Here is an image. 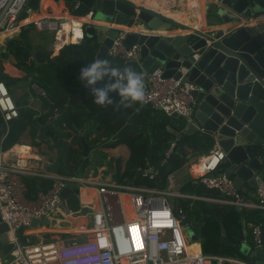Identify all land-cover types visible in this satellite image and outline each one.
Here are the masks:
<instances>
[{
    "label": "built area",
    "instance_id": "1",
    "mask_svg": "<svg viewBox=\"0 0 264 264\" xmlns=\"http://www.w3.org/2000/svg\"><path fill=\"white\" fill-rule=\"evenodd\" d=\"M25 3L26 0H0V34L17 31L27 23L39 32L44 28H56L58 22L44 17L33 16L28 21L20 19ZM254 18H264V11ZM78 29L80 39L83 33L81 27ZM128 31L123 27L118 29L106 50L107 56L124 61L137 58V45L123 43ZM144 82L145 103L165 114L188 117L193 104L191 91L197 86L193 81L182 79L181 75L163 77L156 68L145 76ZM0 115L6 129L7 120L17 115L16 105L1 80ZM15 146L13 143L3 148L0 139V220L6 224L7 240L12 243L3 264H247L244 257L202 252L201 246L187 237L182 211L169 201V196L187 194L170 189L169 173L162 186H155L128 182L125 178L115 182L100 180L91 174L78 176L36 170L24 161L29 147L20 152ZM173 147L174 140L165 148L162 161ZM222 157L223 152L215 143L207 153L197 156L192 163L203 164L194 181L221 195L209 198L264 210V179L260 173H253L255 201L243 202L237 196L232 177L224 171H214ZM25 174L46 177L50 183L34 197L24 198L21 176ZM147 174L149 178L155 175ZM74 183L95 188L98 205L88 213V224L65 236L56 233L47 240L40 238L18 243L16 227L24 228L33 219H43L58 206L63 189ZM260 226L254 224L251 227L253 246L258 245Z\"/></svg>",
    "mask_w": 264,
    "mask_h": 264
},
{
    "label": "water",
    "instance_id": "2",
    "mask_svg": "<svg viewBox=\"0 0 264 264\" xmlns=\"http://www.w3.org/2000/svg\"><path fill=\"white\" fill-rule=\"evenodd\" d=\"M38 1L26 0L22 13L36 9ZM256 4L264 7V0H207L204 3L207 25L233 21L236 24L203 32L130 0H65L70 16L87 15L92 19L79 22L83 39L96 34L99 40L93 61L97 58L107 59L106 50L120 28L94 21L127 25L135 15L145 31L131 30L125 34L123 43L137 45V58L125 60L123 66L131 64L144 78L158 68L163 77L177 78L181 75L182 79L197 85L191 91L193 104L188 117H181L179 128L170 130L174 135V147L165 163L159 168L150 166L136 172L154 173L157 185H162L174 165L176 155L180 156V163L189 159V154L182 149L179 141L197 132L209 135L212 144L215 143L222 150L220 162L223 171L232 177L238 197H246L242 196L240 187L244 182L253 185V173H260L264 179V18H254L262 12L255 10ZM62 20L69 19L65 17ZM239 20L242 23H237ZM176 27L189 30L170 32ZM29 52L37 63L35 49L31 48ZM82 88H86L84 82ZM75 98L80 99L78 93H68L65 103L56 113ZM171 115L178 117L176 113ZM49 124H53V119L38 128V139L49 138L43 134ZM91 149L92 146L82 142V165L88 162ZM125 161L126 157L121 155L113 157L112 170L104 178L118 181ZM237 225L240 241L234 242L225 237L220 222L221 241L242 254L247 264H264V221L260 226L257 246L242 239L240 222ZM6 227L0 220V256L12 247L7 240ZM183 228L189 239L198 238L199 233H195L190 224H184ZM21 230V226L15 229L18 243L25 241ZM57 234L61 235V232Z\"/></svg>",
    "mask_w": 264,
    "mask_h": 264
},
{
    "label": "trees",
    "instance_id": "3",
    "mask_svg": "<svg viewBox=\"0 0 264 264\" xmlns=\"http://www.w3.org/2000/svg\"><path fill=\"white\" fill-rule=\"evenodd\" d=\"M98 44L99 40L96 34H93L77 43H64L53 55H49L47 50L40 48L37 54L39 60L37 65H34L29 57L27 48L14 47L13 51L19 68L23 69L26 75L31 76V79L45 91L43 101L46 112L36 116L35 110L26 106L25 101V103H19V100L14 98L17 115L7 120L8 128L4 134L3 120L0 115L1 146L5 148L16 142L26 125L31 126L29 134L33 136L37 125L44 124L53 117L54 124L47 126L45 132L56 148L55 166L59 172L73 174L77 172L81 159L73 144L80 145V141L75 138L71 139L68 134L72 129L84 126L88 122L86 134H92L90 137L92 146L112 147L119 143L127 144L129 151L121 178H132L136 184L149 185L152 182L147 180V173L135 174V172L137 169L149 166L159 168L165 163L161 161V158L172 135L165 128L167 122L160 117L168 115L162 114L160 110L151 107L148 103H145L146 109L142 114L134 111L137 104L131 108L114 110L112 105L101 107L93 103L94 98L90 90L87 87L82 89L83 81L79 80L78 76L80 68L93 61ZM10 48L12 50V47ZM106 60L112 66L123 67L124 60L119 57L107 56ZM0 80L7 87L9 94L13 95L19 78L5 73L0 68ZM68 93H78L80 99L76 103L72 102L65 106L57 115H54V112L65 103ZM110 95L114 100L119 99L116 93ZM152 109L153 112H151ZM158 112L162 114L160 117H158ZM176 122L178 125L174 127L179 128L182 118L178 116ZM148 134H151V140ZM179 143L189 157H194L205 154L211 147L212 140L207 134L195 132L183 137ZM178 166L179 162L176 157L171 170ZM219 166L221 167V162L218 163L217 167ZM26 184L30 189L34 182L27 181ZM153 184L154 182L151 185ZM188 189L194 194L204 191L200 188L191 189L189 187ZM204 193L210 192L204 191ZM208 196L221 195L218 193V195L209 194ZM25 197L28 198L27 193ZM176 202L175 206L180 207L184 222H189L190 219L196 220L198 230L201 232V244L205 240L221 242L220 222L225 230V237L237 242L239 235L237 223L241 217L251 222L252 225H261L264 221V210L259 208L236 209L234 204L192 198H176Z\"/></svg>",
    "mask_w": 264,
    "mask_h": 264
},
{
    "label": "crops",
    "instance_id": "4",
    "mask_svg": "<svg viewBox=\"0 0 264 264\" xmlns=\"http://www.w3.org/2000/svg\"><path fill=\"white\" fill-rule=\"evenodd\" d=\"M130 1H133L134 3H137L138 5H141L143 7L152 9L179 24L193 26L203 32L209 29H216L221 26H231V25L236 24V22L233 21L229 23L228 22L222 23L221 25H214V24L207 25L205 23V11H204V3L207 0H130ZM68 11L69 10L66 9V6H65V0H39L36 9L29 10L26 13H22L21 11V13L19 14V18L28 21L33 16H40V17H44L47 20H51V21L55 20L56 22H58L55 29H45L44 28L42 31L39 32L33 29L31 23H27V25L21 26L17 31L9 32V33L5 31L2 34H0V68L5 73L19 78V81L17 82L18 86L14 88L13 95H11V97L13 100L14 98L19 100V103H22L25 101L27 103L26 106L35 110L36 116H38L39 114L43 115L46 112V107L44 106V101H43V97L45 96V91L35 81L31 79V76L26 75L25 71L19 68V66L17 65V57L13 49L15 46L16 47L21 46V47L27 48L28 51L31 48L35 49V56L37 59V54L40 48L47 50L49 52V55H53L57 53L58 49L64 43H67V42L77 43L80 40H82L83 37L78 39L77 36L75 37L76 39L73 40L74 38V37L72 38L73 31H70V28L72 25L71 21L73 20L91 21L92 19L88 17L87 15H81L75 18V17L70 16ZM65 17L68 18L69 20L68 21L62 20V18H65ZM59 22H62V24L60 25ZM68 22H70V26ZM94 22L108 25V26L123 27V28L128 29L129 31L131 30L145 31L142 25L137 21L135 15L134 17H132V19L129 20V23L127 25L117 26L116 24L112 22L108 23V22H102V21H96V20ZM237 23H242V22L239 20V22ZM63 25L65 29L63 28ZM188 30H189L188 28L176 27L172 29L170 32L177 33V32H186ZM97 35H98V38L100 39L101 34L98 32ZM10 47H12V50ZM29 57L33 61L34 65H37L39 63L38 59H37L38 61L37 63L34 62V60L31 57L30 52H29ZM77 100L79 99L75 98L73 99L72 102L76 103ZM145 105H146L145 103L143 105H140L137 103L135 109L136 108L140 109L139 114H142L143 112H145V109H146ZM57 110L54 112V115H57L56 113ZM151 112H153V109L151 110ZM161 113L169 116V117L168 116L160 117V115L162 114L158 112V117H160L162 120L167 122L165 124V128L171 133L170 130L172 128H176L174 127L175 125L176 126L178 125V122H176L177 117L172 116L171 114H165L162 111ZM51 119H53V117L49 118L44 124L49 123ZM44 124H39L36 126L35 131H33V134H34L33 136L29 134L31 130L30 129L31 126L26 125L23 132L18 137L17 141L14 142V144L24 145L26 147H29V153L27 151V155L25 156V159H24V161L27 162V166L34 168L36 170L47 169V170L59 172L55 166V159H56V153H57L56 148L52 144V139L45 132V128L49 125H53L54 123L47 125L43 130V134L48 136L49 138L45 139L42 137L38 139V128L40 126H43ZM127 124H129V122ZM87 125H88V122H86L84 126H79V128L72 129L71 133L68 134L71 139L75 138L80 141V145L73 144V146L75 147L76 151L79 153L80 158H81L77 172L73 174L78 175V176H84L87 174H91L100 180H106L104 176L112 170V167L110 169H107V166H105L103 160L102 162H100L98 166V168L101 170L107 169L106 172L103 174V176H101L102 174L99 172V169L98 171H96L97 173H91L93 172L92 171L93 165H91L89 160L86 164L82 165L83 163L82 142L87 143L88 145L92 146L90 142V139H91L90 137L92 134H86ZM6 130L7 129L4 127V123H3V134L6 132ZM171 135H172V139H171L172 141L174 140V135L172 133ZM148 137H150L149 140H151V134H148ZM97 147H99L101 151L107 154L106 159H110L111 162H112L113 157H115L116 155H121L127 158L128 151H129L128 146L125 143H119L112 147L101 146V145L100 146L97 145ZM197 156L189 157V159H187L183 163L179 162V157H180L179 155L175 156V158L176 157L178 158L179 166L169 172L168 176L171 179L169 183L170 189L180 192V193H185L187 195L169 196V201H171L174 205L177 204L176 198H192V199H202V200H207V201L220 202L218 199L209 198V197H214V196H208L209 194L218 195V192L215 189H208V188L204 189L205 187L202 184L194 181L195 174L197 171L193 172L194 167L192 166L194 163H192V161H194ZM19 157H21V155H19ZM162 159H163V156L161 158V161ZM221 167H223L222 164H221ZM221 167L219 166V168ZM146 168H143V170ZM219 168L217 167L216 169H214V171H218ZM140 173H143V172H140ZM140 173L135 172V174H140ZM145 173H148V172H145ZM63 174H67V173H63ZM67 175H71V174H67ZM121 179L123 178H121L120 176L119 180ZM125 180L128 182L134 183L132 178L130 179L125 178ZM147 180L151 181L152 183L154 182L153 185L155 186H162L164 184L163 182L162 185H157L156 175H154L153 178H149L147 176ZM27 181L34 182L33 187H31L30 189L28 187V184H26ZM21 183L23 187V189L21 190V195L24 198H26L25 193H27L28 198H32L36 195L38 190L47 188L50 183V180L46 177H41V176L34 175V174H25L21 176ZM189 187L191 189L200 188L210 193L206 194L204 193V191H199L194 194V192H190L191 190L188 189ZM240 190H241L242 196H246L245 198L239 197L241 200H243V202L255 201L253 185H249L248 183L244 182L241 184ZM200 196H203V197H200ZM222 203H225V202H222ZM96 205H98L97 195H96L95 188L93 186L86 187L81 184H75V183L68 184L63 190V196L58 206L52 209L43 219H40V220L33 219L27 227L22 228L21 233L23 234L25 241H34L40 238L49 239V237H51L53 234H56L58 232H61V234L66 235L72 231H76L86 226L88 224L87 223L88 213ZM235 205H237V207H235L236 209H240L242 207L255 208V207L247 206L245 204H234V206ZM212 215L215 216L214 213H212ZM183 219H182V222L184 224L186 223L190 224L194 232L199 233L198 238L194 240L199 244V246H201L202 252L244 257L236 249L232 248L231 246H229L228 244L222 241L214 242L212 240H205L201 244L200 242L201 232L198 230L196 220L190 219L188 220L189 222H184ZM239 222H240V227H241V232H242V239L245 242H249L252 244V241H251L252 240V234H251L252 224L251 222L246 221L243 217L239 219ZM58 226H61V227H58ZM239 241H240V238L238 235L237 242ZM6 257H7V253L0 256V264L4 263Z\"/></svg>",
    "mask_w": 264,
    "mask_h": 264
},
{
    "label": "clouds",
    "instance_id": "5",
    "mask_svg": "<svg viewBox=\"0 0 264 264\" xmlns=\"http://www.w3.org/2000/svg\"><path fill=\"white\" fill-rule=\"evenodd\" d=\"M255 10L264 11V7L256 4ZM78 79L90 90L93 103L101 107L112 105L114 110H119L146 102L144 77L131 64L115 67L108 60L97 58L80 68ZM111 93L118 94L119 99L114 100Z\"/></svg>",
    "mask_w": 264,
    "mask_h": 264
},
{
    "label": "rangeland",
    "instance_id": "6",
    "mask_svg": "<svg viewBox=\"0 0 264 264\" xmlns=\"http://www.w3.org/2000/svg\"><path fill=\"white\" fill-rule=\"evenodd\" d=\"M106 157H107V154L101 151L99 147L97 146L92 147V149L88 153V160L90 161L91 165H93V168H92L93 172L91 173H97L96 171H98L99 169L98 166L100 162H102V160L105 166H107V169H110L112 167L111 160L106 159ZM107 169H104V170L99 169V172L102 174L101 176H103V174L106 172ZM58 227H61V226H58ZM63 236H65V234H63Z\"/></svg>",
    "mask_w": 264,
    "mask_h": 264
},
{
    "label": "bare ground",
    "instance_id": "7",
    "mask_svg": "<svg viewBox=\"0 0 264 264\" xmlns=\"http://www.w3.org/2000/svg\"><path fill=\"white\" fill-rule=\"evenodd\" d=\"M68 23H69V26H70V22H68ZM71 24L72 25H71L70 29H72V31H73L72 38L74 37L73 38V40H74V39H76L75 37L79 34V29L78 28H80V22H79V20H73V21H71ZM64 25H63V28L65 29ZM15 147H17L20 152H24L27 149L26 146H24V145H16ZM211 162H212V160H211ZM201 164H203V162L193 164V166H192V167H194L193 168V172L199 171Z\"/></svg>",
    "mask_w": 264,
    "mask_h": 264
}]
</instances>
